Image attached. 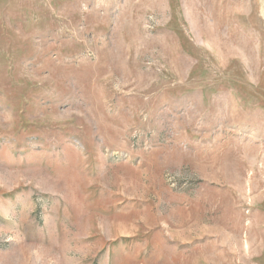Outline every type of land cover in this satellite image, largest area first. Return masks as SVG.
<instances>
[{
  "label": "rangeland",
  "instance_id": "obj_1",
  "mask_svg": "<svg viewBox=\"0 0 264 264\" xmlns=\"http://www.w3.org/2000/svg\"><path fill=\"white\" fill-rule=\"evenodd\" d=\"M0 264H264V0H0Z\"/></svg>",
  "mask_w": 264,
  "mask_h": 264
}]
</instances>
